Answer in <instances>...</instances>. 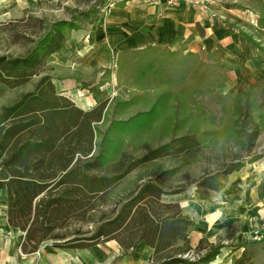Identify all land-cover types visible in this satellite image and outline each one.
<instances>
[{"label": "trees", "instance_id": "obj_1", "mask_svg": "<svg viewBox=\"0 0 264 264\" xmlns=\"http://www.w3.org/2000/svg\"><path fill=\"white\" fill-rule=\"evenodd\" d=\"M257 6L261 13L256 25H250L249 32H239L264 56V45L253 38L264 32V0H257ZM229 8L243 9L236 5ZM98 18V11L92 8L87 12L73 10L69 21L38 20L47 25L26 54L0 55V97L8 91L17 94L0 108V191L6 193L9 226L24 234L20 251L34 254L49 241L59 248L78 250L114 241L124 252L139 244L148 247L151 254L146 264H209L224 245L202 238L196 247L190 246L194 222L172 200L187 189L173 190L164 181L175 177L177 168L158 174L144 171L125 194L114 193L123 179L152 161L182 157L184 165L188 160L183 156L198 151L199 140L193 135L177 137L139 158L118 150L111 141L105 142L106 137L97 147L96 127L106 119L107 101L83 111L55 91L47 71L53 55L73 31ZM102 78L91 91L98 92L109 80L110 70H104ZM30 84V91H19ZM134 118L113 122L106 132ZM236 126L238 144L249 154L260 131L250 114ZM249 157L247 164L262 159L252 154ZM236 159L193 182L199 201L208 203L213 194L222 192L231 175L246 166ZM191 254L195 261L185 258ZM244 254L234 258V264H244ZM252 257L247 264L252 263Z\"/></svg>", "mask_w": 264, "mask_h": 264}, {"label": "rangeland", "instance_id": "obj_2", "mask_svg": "<svg viewBox=\"0 0 264 264\" xmlns=\"http://www.w3.org/2000/svg\"><path fill=\"white\" fill-rule=\"evenodd\" d=\"M92 1L43 0L40 3L42 12L28 14L24 22H20L21 19L0 21V55L16 57L26 54L32 41L41 36L43 27L47 25L46 21L44 24L40 21L70 20L73 10L87 12L100 6L104 0ZM257 10L261 13L260 9ZM260 37L253 35L255 39L260 40ZM99 70L91 72L84 81H93ZM47 71L50 76L57 74L53 65ZM116 74V80L102 88L112 94L113 101L104 123L96 127L97 147L106 137L105 142L111 141L118 150L139 158L177 137L193 135L199 140L200 149L190 156H183L188 160L184 165L182 157L165 156L152 161L147 168L123 179L114 193L125 194L144 171L158 174L177 168V175L164 181L173 190L187 189L172 200L179 203L183 213L195 223L190 230L192 246L203 233L208 242L224 245L209 264H234V258L244 251V264L248 263L250 255L255 260H252L253 264H264V77L240 87L231 84L233 81L228 79L216 60L206 62L196 56L152 49L123 55L117 63ZM31 87L30 84L19 91H30ZM16 95L14 91L2 95L0 108ZM248 114L260 131L249 154L238 144L235 133L236 124ZM133 116L136 118L130 123L119 127L115 124L106 132L111 123L126 122ZM250 154L262 159L247 164ZM117 157L114 159L117 160ZM236 157L243 160L246 166L231 175L225 189L213 194L208 203L198 201L193 182L207 172L233 162ZM131 253V264H140L148 259L145 246H139ZM185 258L195 261L193 254Z\"/></svg>", "mask_w": 264, "mask_h": 264}, {"label": "crops", "instance_id": "obj_3", "mask_svg": "<svg viewBox=\"0 0 264 264\" xmlns=\"http://www.w3.org/2000/svg\"><path fill=\"white\" fill-rule=\"evenodd\" d=\"M42 1L0 0V21H15L32 12H42ZM116 2L105 16L73 31L52 57L51 65L57 73L52 76L55 91L83 111L104 100L110 105L112 94L102 88L116 80L119 58L148 49L196 56L206 62L216 60L233 81L231 84L240 87L264 77L263 52L246 42L239 32H249V26L256 25L260 14L257 0H182L173 7L167 6L165 0ZM232 5L243 9L229 8ZM257 41L264 45V32ZM96 70L99 71L93 81H84ZM104 70H110L109 80L98 92L91 91L103 79ZM202 234L193 246L200 239H207ZM23 235L9 226L6 193L0 191V264H131V251L135 250L124 252L114 241L79 250L59 248L56 242L49 241L34 254H24L20 251ZM146 248L148 258L151 250Z\"/></svg>", "mask_w": 264, "mask_h": 264}, {"label": "built area", "instance_id": "obj_4", "mask_svg": "<svg viewBox=\"0 0 264 264\" xmlns=\"http://www.w3.org/2000/svg\"><path fill=\"white\" fill-rule=\"evenodd\" d=\"M167 6L173 7L174 5L178 4L182 0H165ZM116 0H104L100 6H96V10L98 11L99 16H105L111 8L116 5Z\"/></svg>", "mask_w": 264, "mask_h": 264}]
</instances>
